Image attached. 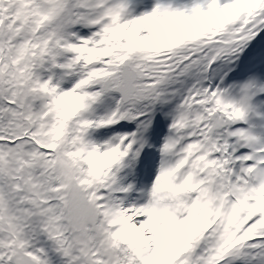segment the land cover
Returning a JSON list of instances; mask_svg holds the SVG:
<instances>
[{
    "label": "snow or ice",
    "instance_id": "snow-or-ice-1",
    "mask_svg": "<svg viewBox=\"0 0 264 264\" xmlns=\"http://www.w3.org/2000/svg\"><path fill=\"white\" fill-rule=\"evenodd\" d=\"M0 264H264V0H0Z\"/></svg>",
    "mask_w": 264,
    "mask_h": 264
}]
</instances>
